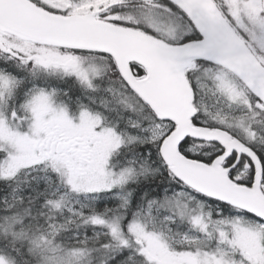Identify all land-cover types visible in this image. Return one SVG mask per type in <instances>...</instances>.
<instances>
[{
	"label": "snow or ice",
	"instance_id": "snow-or-ice-1",
	"mask_svg": "<svg viewBox=\"0 0 264 264\" xmlns=\"http://www.w3.org/2000/svg\"><path fill=\"white\" fill-rule=\"evenodd\" d=\"M0 264H264V0H0Z\"/></svg>",
	"mask_w": 264,
	"mask_h": 264
}]
</instances>
